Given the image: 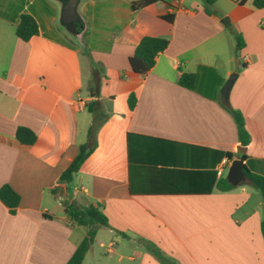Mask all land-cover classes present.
<instances>
[{"label": "crops", "instance_id": "1", "mask_svg": "<svg viewBox=\"0 0 264 264\" xmlns=\"http://www.w3.org/2000/svg\"><path fill=\"white\" fill-rule=\"evenodd\" d=\"M134 1L80 0L79 27L62 29L58 0H0V189L20 197L14 211L0 200V264H69L86 237L59 180L89 141L93 101L105 115L70 195L106 216L96 239L105 229L118 245L108 258L162 264L146 241L178 264H264L263 198L249 178L264 179V8L216 0L209 14L202 0H157L134 11ZM23 14L39 27L27 42L16 35ZM147 36L169 44L140 76L129 59ZM233 73L228 103L244 116V149L221 93ZM18 128L36 141L22 144ZM228 154L246 181L224 191L217 168Z\"/></svg>", "mask_w": 264, "mask_h": 264}, {"label": "trees", "instance_id": "2", "mask_svg": "<svg viewBox=\"0 0 264 264\" xmlns=\"http://www.w3.org/2000/svg\"><path fill=\"white\" fill-rule=\"evenodd\" d=\"M157 0H140L132 2V9L138 11L145 7L147 4L156 2ZM216 0H202L203 6L209 14H212L211 7ZM249 0H237L239 5H245ZM255 8H264V0H253ZM169 19V18H168ZM39 34V27L36 20L28 14L21 15L20 22L16 28V35L21 40L27 42L32 37ZM237 41L238 49H242L244 43L240 34L234 33ZM169 44L167 37H144L134 52V55L130 57L129 63L132 71L140 76H145L156 64V59L160 53H162ZM195 84V75L193 73L184 72L180 78V85L187 89H193ZM100 82L97 78L93 77V86L90 89L92 98L99 97ZM134 94L130 96L133 99ZM132 101V100H131ZM133 103V102H132ZM225 108L232 115L238 128V136L241 148L244 149L249 144L250 136L245 127V119L243 114L230 107L229 103H224ZM88 112L94 117L92 126L89 129L88 143L81 145L79 152L69 167L61 174L60 183L66 187V192L61 200L64 207L65 214L76 226H82L87 228V235L78 245L75 253L69 260V264H82L86 254L93 245L98 230L101 226H108V220L102 210L93 206H85L76 200L72 199L70 195V184L72 183L74 176L79 172L83 163L90 157L95 149V143L93 141V135L99 125L102 124L104 119V111L100 106L99 101H93L87 105ZM17 139L22 144L31 145L36 141V135L26 128H18L16 132ZM229 159L233 158L232 154L227 155ZM249 178L253 185L262 193L264 204V179L259 176L249 175ZM234 186L230 185L226 180L222 181L221 190L228 191L233 189ZM0 200L12 211L18 206L20 197L9 186H3L0 189ZM262 232L264 235V221L262 223ZM125 236L124 233H121ZM148 252L152 253L162 264H178L174 259H171L164 255V253L150 242L144 243Z\"/></svg>", "mask_w": 264, "mask_h": 264}, {"label": "water", "instance_id": "3", "mask_svg": "<svg viewBox=\"0 0 264 264\" xmlns=\"http://www.w3.org/2000/svg\"><path fill=\"white\" fill-rule=\"evenodd\" d=\"M79 1L80 0H68L64 5L62 11L61 20L63 24L70 29L77 28L80 25V17L77 12ZM228 20L229 19L225 17L224 19H222V23L227 26ZM237 76V73H233L222 87L221 93L224 103H228L229 101L230 91L234 85V82L237 79ZM241 151L243 150L241 149ZM226 180L230 185L234 187L246 181V174L243 169L242 159H236L232 161V164L227 173Z\"/></svg>", "mask_w": 264, "mask_h": 264}, {"label": "rangeland", "instance_id": "4", "mask_svg": "<svg viewBox=\"0 0 264 264\" xmlns=\"http://www.w3.org/2000/svg\"><path fill=\"white\" fill-rule=\"evenodd\" d=\"M60 2V4L62 3V6L61 8V17H62V11H63V8H64V5L66 4V2L68 0H58ZM62 19V18H61ZM61 22V28L63 29L64 28V24L62 22V20H60ZM228 173V170H225V175H227ZM82 230L84 232H87V228H82ZM106 230L105 229H102L100 230V235L99 237L94 241L93 245H92V250H91V253H89V256H88V261H87V264H103L105 263L106 261H108L107 263L108 264H116L117 263V255L113 256L112 258H108L107 255H105L104 253L107 254V247L109 245L110 242H113L112 240L109 239L108 237V234L107 232H105ZM100 242H103L105 244V248H101L99 243ZM116 247H118V245L116 243H113ZM115 249V248H114ZM92 254L95 255V259H93L92 257ZM99 261V262H98Z\"/></svg>", "mask_w": 264, "mask_h": 264}, {"label": "built area", "instance_id": "5", "mask_svg": "<svg viewBox=\"0 0 264 264\" xmlns=\"http://www.w3.org/2000/svg\"><path fill=\"white\" fill-rule=\"evenodd\" d=\"M232 164V160L229 159V158H224L219 167L217 168V176L218 177H221L224 173L225 170H229L230 166ZM100 247L101 248H105V244L103 242H100L99 243ZM114 247L115 245L113 243H109L108 247L106 248L107 249V254H112L114 252Z\"/></svg>", "mask_w": 264, "mask_h": 264}]
</instances>
